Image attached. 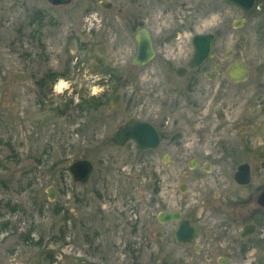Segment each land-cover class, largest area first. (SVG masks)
Instances as JSON below:
<instances>
[{
	"label": "rangeland",
	"instance_id": "obj_1",
	"mask_svg": "<svg viewBox=\"0 0 264 264\" xmlns=\"http://www.w3.org/2000/svg\"><path fill=\"white\" fill-rule=\"evenodd\" d=\"M218 4L74 0L53 7L45 0H0V258L17 256L26 264H164L192 258L189 248L174 254L169 237H153L163 230L154 223L160 201L151 206L146 197L149 153L131 142L116 146L111 136L131 118L146 120L169 134L167 148L153 154L152 163L161 154L172 156L171 122L181 114L177 99L185 98L184 80L172 71L186 66L192 37L218 33L222 20L231 28L243 20L242 27L215 40L211 61L226 68L240 59L249 69L246 82L264 84V9L246 13L221 4L220 12ZM139 27L149 30L156 53L143 67L131 64ZM78 159L93 165L83 185L68 173L69 163ZM176 182V176L167 182L169 209L179 204ZM208 253L197 264H207Z\"/></svg>",
	"mask_w": 264,
	"mask_h": 264
},
{
	"label": "flooded vegetation",
	"instance_id": "obj_2",
	"mask_svg": "<svg viewBox=\"0 0 264 264\" xmlns=\"http://www.w3.org/2000/svg\"><path fill=\"white\" fill-rule=\"evenodd\" d=\"M218 2L220 12L222 6L231 5L228 0ZM256 6L264 9V2L258 0ZM220 22L223 24L218 33H211L213 43L217 38L230 36L232 28L238 29L233 24L231 28L226 20ZM213 43L210 57L200 66L189 68L192 51L186 66L172 71L176 78L184 80L185 98L180 95L177 99H181V114L171 122L175 129L170 130L174 131L170 135L174 138V152L172 156L161 154L157 164L152 163V155L167 148L169 134L149 122L160 139L157 149L144 151L150 155L145 163L146 197L151 206L160 201L154 223L163 232L156 231L153 237H169L175 248V253L170 248L171 253L176 254L177 248L192 252V258H174L171 264H197L203 251H209L204 256L207 264H264V84L229 79L227 72L235 60L226 68L213 64ZM231 54L225 53V58ZM199 77L207 81L200 82ZM173 176L177 179L175 195L179 204L169 209L165 206L169 204L165 190ZM161 213L179 215L180 219L161 222ZM205 219L206 223L201 224ZM183 221L197 229L187 244L177 243L174 235ZM170 262L166 260L164 264ZM0 264L26 263L14 256L0 258Z\"/></svg>",
	"mask_w": 264,
	"mask_h": 264
},
{
	"label": "water",
	"instance_id": "obj_3",
	"mask_svg": "<svg viewBox=\"0 0 264 264\" xmlns=\"http://www.w3.org/2000/svg\"><path fill=\"white\" fill-rule=\"evenodd\" d=\"M50 5H67L72 0H46ZM230 3L243 8L247 12H251L258 0H228ZM264 2V0H262ZM104 9H110L111 3H102ZM120 12V10H118ZM242 21L235 22L234 26L240 27ZM213 36L211 34H198L192 38L193 54L190 59L189 68H196L202 64L209 56L211 51V43ZM136 43V53L131 59V64L142 67L148 64L154 57L155 51L152 44V38L147 28L140 27L134 37ZM229 79L235 82H244L248 79L249 70L247 66L240 60H235L227 72ZM120 96L117 94L112 99L109 110L111 111L118 103ZM111 142L119 147H124L127 143L133 142L135 148L144 152L147 150L157 149L159 147V135L153 125L149 122L132 118L120 126L111 136ZM93 172L92 164L84 159L72 160L68 167V173L73 182L85 184L90 179ZM48 199L53 201L55 194L52 188L47 189ZM162 222L163 219L179 220V215L161 213L158 216ZM197 234V229L192 227L187 221L179 224L175 232V239L179 244H187L191 242Z\"/></svg>",
	"mask_w": 264,
	"mask_h": 264
}]
</instances>
